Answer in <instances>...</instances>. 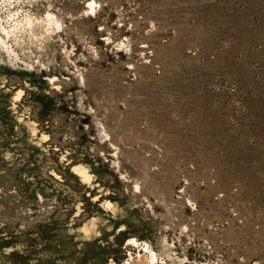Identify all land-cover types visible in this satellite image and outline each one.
<instances>
[{
	"label": "rangeland",
	"instance_id": "rangeland-1",
	"mask_svg": "<svg viewBox=\"0 0 264 264\" xmlns=\"http://www.w3.org/2000/svg\"><path fill=\"white\" fill-rule=\"evenodd\" d=\"M85 1L0 65V264H264V0Z\"/></svg>",
	"mask_w": 264,
	"mask_h": 264
},
{
	"label": "bare ground",
	"instance_id": "bare-ground-1",
	"mask_svg": "<svg viewBox=\"0 0 264 264\" xmlns=\"http://www.w3.org/2000/svg\"><path fill=\"white\" fill-rule=\"evenodd\" d=\"M43 2L47 3V0H0V65L11 70H34L38 66L43 68L54 62L57 51H60L65 61L72 62V46L70 49L65 47L62 37L66 35L67 26L49 10V5L38 16L37 8ZM85 6L82 15L95 16L99 3L96 0H86ZM70 18L72 19L71 16ZM51 80L54 81L55 78ZM78 82H84L81 75ZM53 88L58 89L59 86ZM101 134L106 136L105 132ZM129 243L139 247L136 240L131 239ZM140 246L143 252L139 251L134 257H130L128 264H167L151 252L147 243ZM164 250L165 247L162 246L165 260L168 264H174ZM110 264H114L113 261Z\"/></svg>",
	"mask_w": 264,
	"mask_h": 264
}]
</instances>
